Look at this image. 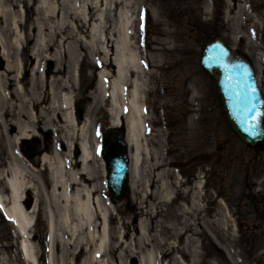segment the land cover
Instances as JSON below:
<instances>
[{
  "label": "bare ground",
  "instance_id": "1",
  "mask_svg": "<svg viewBox=\"0 0 264 264\" xmlns=\"http://www.w3.org/2000/svg\"><path fill=\"white\" fill-rule=\"evenodd\" d=\"M147 1L0 0V34L11 27L20 28L19 23L12 19L14 11L11 10L20 2L28 3V9H25L28 18L32 15L35 17L28 35V50L35 49L31 51L35 62L29 74V93L24 91L18 78H9L11 73L20 74L21 69L19 64L9 62V56L14 57L16 52L8 53L7 42L4 40L3 43L0 39L1 57L5 59L3 70L0 71V111L13 114L18 109L21 113L17 122L10 120L11 124L4 123V115L0 114V141L9 139L12 131L17 133L16 139L13 137L16 144L25 138H33L36 133L51 132L55 137L49 153L40 155L37 170L30 169L31 164L22 158L20 153L21 160H18L17 165L11 168L6 164L4 168L0 165V223L7 220L20 239L25 240L28 237L32 242V223L38 210L36 198L49 199L46 207L47 237L51 239L53 253L51 262L44 264L57 263L54 251H58L64 243L56 234L59 230L69 238L64 240L67 247L70 245L68 250L72 245L73 249H78L77 252L69 250L66 254L72 255L76 261L82 255H90L89 248L92 246L98 248L95 251L99 257L107 254L112 257L117 250L115 246H109L112 207L107 199L95 196V187L90 183L94 173L89 168L92 157L86 134L91 131L92 126L86 116L82 120L78 115H73V94L92 87L87 97L92 106L91 111L96 106H104L110 117L109 123L114 127L124 119L126 139L130 148L131 178L135 181L141 155L151 156L146 141L151 116L145 102V88L153 86L156 71L160 72L165 66L167 71L171 68L169 75L175 77L172 73L175 67L173 63L175 56L178 57L182 52L180 47L169 44L168 39L155 43V47H151L148 42L141 47L138 42V22L141 14L161 23L165 28L164 35H169L166 6L162 1H158L150 8L144 9V3ZM185 1L179 2L184 4ZM199 1L191 0L195 4ZM202 1L205 3L208 0ZM168 5H173V0H169ZM231 5L232 1H229L222 9L228 14L231 12ZM188 11L189 8H181L179 12L184 15L188 14ZM211 14L216 15L215 9ZM238 16L246 21L253 17V23H257L256 12L250 17L244 14ZM254 26L256 29L257 24ZM38 33H42L40 39L35 38ZM20 47L21 44H17L16 51ZM55 49H68V53L62 55L60 50L59 60L56 62ZM199 88L200 91L203 90L202 87ZM28 94L29 97L26 98ZM15 95L22 100L20 106H16L14 102ZM192 95V98L199 99L202 94L199 90H194ZM99 110L102 108L99 107ZM23 114L29 120L28 126L20 123V120L24 119ZM60 120L65 124L62 125ZM78 122H81L80 127ZM73 138L78 144L77 162L74 142L71 141ZM170 166L173 164H167V169L165 166L159 167L162 171L158 172L156 177L153 176L155 180L152 183L154 182L155 186L148 196L152 201L147 210L141 207L137 215H140L137 224L138 236H135L137 231L134 226L128 227L124 234L125 238L130 232L133 234L131 237L134 248L131 253L144 252V264H161L163 258L169 257L171 264H183V256L192 257L190 264H205L210 262L208 260L218 264L213 251H205L203 245L197 246L198 238L204 233L203 229L196 225V231L191 229V216H197L198 211L202 212L204 209L202 196H194L196 214H191L190 206H175L176 193L168 182ZM100 168L103 177L101 162ZM187 183L180 181L179 185L186 192ZM200 185H196V188H200ZM42 186L47 191H44ZM28 193H31L34 201L27 217L24 201L28 198ZM134 207L131 206L132 212H135ZM197 221L203 225L204 217L201 215ZM218 226L225 231L216 236L215 241L217 242L218 238V242L215 248L219 250L217 244H220L228 254V245L232 244L234 238L230 233V229L233 231V225L228 227L227 223L220 222ZM4 240L7 238L2 237L0 229V256L10 251V246L2 244ZM179 240H182L183 245L178 244ZM18 252L23 262L40 264L36 254L31 253L24 244L18 247ZM4 261L11 264L14 259L7 256ZM1 262L2 260L0 264H3ZM69 264L75 263L71 260Z\"/></svg>",
  "mask_w": 264,
  "mask_h": 264
},
{
  "label": "rangeland",
  "instance_id": "2",
  "mask_svg": "<svg viewBox=\"0 0 264 264\" xmlns=\"http://www.w3.org/2000/svg\"><path fill=\"white\" fill-rule=\"evenodd\" d=\"M57 1L59 2V0ZM158 1H162L167 8L169 35H164L165 28L161 23H157L151 18H147V15L144 16L141 14L140 21L138 22V41L142 43V38L144 37H142V33L146 31L147 37L146 41H144L148 42L151 47H155V43H160L162 40L168 39L167 42L169 44L180 47L182 52L178 57L175 56V62L173 63L175 67L172 73L175 77L169 75L171 68L167 71V66H165L160 72L156 71L153 86L145 88V102L151 116L149 122L153 126L146 136L151 156L141 155L139 171L136 174L135 181L132 180L130 172V193L119 204L114 205L110 202L109 194L106 191L104 183L105 177H102L100 168V162L103 164V161L100 156V151L97 149L100 145L101 135L106 130L112 128L109 123L110 117L108 112L104 106H96L91 111L92 106L87 97H89L92 87L87 91L84 90L81 93L76 92L73 94V108L77 113H80L79 119L83 120L86 116L89 125L91 123L92 126L91 131L86 134V142L88 143L92 157L89 162V168L94 173V177L90 183L95 187V196H99L101 199H107L112 207L110 213L109 246H115L117 250L112 257L108 256L109 254L99 257L95 251L98 248L92 246V248H89V251H91L90 255H82L76 261L72 258V255L66 256V254L69 253V250L70 252H77L78 249H73L74 246L72 245V248L68 250L70 245L67 247L65 241L69 240V238L63 231L59 230L56 234H58L59 239L64 243L58 251H54L56 264H69L71 260L75 264H144L145 261L142 260V257L146 256V254L144 255V252L141 253V251H138L137 254H132L131 252H133L134 248V242L131 237L132 233L130 232L126 238L124 234L128 227L131 228L134 226L137 231L135 236H138L139 229L137 224L140 215H137L141 207H145L144 210H147V206L152 201V198L148 196L150 191L152 192L154 190L155 185L152 181L155 178L153 176L156 177L157 173L162 171L159 167L165 166L167 169L166 165L169 163L173 164V166L169 167L170 178L168 182L173 192L176 193L175 206L178 204L185 205V207L190 206L191 214H196L193 205V201L195 200L194 196L195 194L202 196L201 203L204 207L203 211H198V215H193L190 219L193 224L191 226L192 231H196V226L202 228L204 231L198 238L199 244L197 246L200 247L203 245L202 247L205 248V251H213L218 264H256L257 261L260 264H264V201H260V199H264V154H259L257 159L254 160V163L257 164L249 165L253 171H256L254 174L244 173L234 163L219 160L217 164H225L229 170L232 169V172L226 175H218V178L210 175L206 185L203 177H195L190 167H188L190 152L194 150L196 145L200 144L199 140H208L207 146L211 147L213 141L217 138H229L230 135L228 125L222 118L220 104L217 103V100L219 102V96L215 82L199 69L198 59L200 49L215 37L223 38L229 47L238 48L249 56L251 61L254 62L256 74L261 80V85L264 87V65L262 64L264 63V0H255L258 1L256 3L258 12L255 17L257 23H253L252 19L254 18L250 17L251 14L248 16L250 17L248 19L251 21L252 26H250V21L245 22L244 19H239L238 16L241 10H243V7L246 8V4L249 5V10L251 11V6L248 3L249 0H208L205 3L200 0L196 4L191 2V0L187 3L186 0L184 4L180 3V0H173V5L170 6L168 5L169 0H148L144 3V9L150 8L153 3H157ZM229 1H232L231 12L227 14L226 10L222 9V6H227ZM2 8L5 9V6ZM181 8H189L190 11H188V14L182 15L179 12ZM25 9H28V3L23 4L21 2L16 4L14 9H11L14 11L12 19L19 23L20 28L15 29L11 27L10 30L8 28L5 33L0 34V39L3 43L4 40L7 42L8 45L6 48L8 53L16 52L14 57L13 55L9 56V62L19 64L21 69L20 74L16 75V73H11L9 78L12 80L18 78L24 91L29 93V74L35 62L31 57V51L35 49L28 50V35H30L29 29L31 22L35 17L32 15L28 18V12L25 13ZM214 9L215 16L211 14ZM246 9L247 13L250 12L248 8ZM256 24L257 28L255 29L254 25ZM2 27H5V23ZM41 37L42 33H38L35 36L36 39H40ZM15 40L17 43H15ZM19 43L21 47L17 48L16 51L15 47ZM249 46H254V49L253 47L249 48ZM60 50L62 55L68 53V49ZM60 50L55 49L54 51V59L56 62L59 60L58 55ZM1 52L2 47L0 46V71L3 70L5 65V59L1 57ZM199 87H202L203 90L200 91L201 88ZM194 90H199V93L202 94L203 98L199 101H206V111L204 113L207 115H194L196 118H191V115L183 116L184 119L178 121L176 125L170 122L173 130H169L162 122L169 124L167 118L173 116L171 113L174 110L180 106L183 107V102H194L193 100H196V97L192 98V92ZM28 97L29 94L26 98ZM1 100L2 98L0 97V102ZM14 100L16 106H20V101L22 102V100L19 99L18 95L14 96ZM181 102L183 103L182 105ZM99 107L102 110H99ZM182 112L184 111L182 110ZM0 114L4 115L3 120L7 124H11L10 120L12 119L17 122L21 116L18 109L13 114L8 112L4 114V111H0ZM23 116L24 119L22 118L20 123L28 126L29 120L24 114ZM174 116H177V114L174 113ZM60 121L62 125L65 124L62 120ZM81 122H78V127L81 126ZM13 137L15 139L17 137V133H14V131L11 132L9 139L0 141V165L3 168L5 164L8 168L17 165L20 159V153L22 158L31 164L30 169L37 170L40 155L49 153L52 148L53 138H55L51 132L36 133L33 138H25L16 144ZM28 141L31 144L38 143L37 155L30 159L26 158ZM71 141L74 142L75 159L77 162V140L73 138ZM250 154L252 153L241 149V155L251 156ZM174 163L180 166L178 167L181 170L180 176L175 172ZM213 170H216V172L219 171L218 168ZM180 181L188 182L186 184V190L188 192L179 186ZM196 185H200V188H196ZM43 190L47 191L44 188ZM27 196L28 198L26 197L24 206L26 216L28 217V210L31 209L34 198L31 196V193H28ZM36 201L38 202V210L34 215V226L31 230L32 242L28 240V237L25 240L20 239L7 220H3L0 223L2 237L5 236L7 238L6 241H2V244L10 246L9 253H4L0 256L1 263H8L4 259L10 256V258L14 259V262L11 264H28L21 260L18 252V247L22 244L31 253L36 254L40 264L51 262V255L53 253L52 242L47 237L46 223V207L49 204V199L38 200L36 198ZM132 205L135 206V212H132ZM201 215L204 217V227L200 221H197V218ZM220 222L227 223L228 227L230 224L233 225L232 232L229 228L234 238L232 244L228 245V254L223 251L220 244H217L219 250L215 248V244L218 242V238L217 242L215 241L216 236L222 235L225 231L222 227L218 226ZM62 234L64 235L63 237L61 236ZM120 237L122 240H120ZM120 241L123 242L121 243ZM178 244L183 245L182 240H179ZM107 250L108 247H106ZM179 256L175 255V257ZM90 259L92 261H89ZM170 259V257L163 258L161 264H171ZM182 259L183 264H190L192 257L183 256ZM208 261L210 262L205 264H213L211 260Z\"/></svg>",
  "mask_w": 264,
  "mask_h": 264
},
{
  "label": "water",
  "instance_id": "3",
  "mask_svg": "<svg viewBox=\"0 0 264 264\" xmlns=\"http://www.w3.org/2000/svg\"><path fill=\"white\" fill-rule=\"evenodd\" d=\"M210 74H215L224 110L232 128L247 142H257L263 136L264 101L254 79L250 64L228 50L217 38L203 51L201 62ZM104 160L107 166V185L113 201L127 194L128 159L121 139L107 138Z\"/></svg>",
  "mask_w": 264,
  "mask_h": 264
},
{
  "label": "flooded vegetation",
  "instance_id": "4",
  "mask_svg": "<svg viewBox=\"0 0 264 264\" xmlns=\"http://www.w3.org/2000/svg\"><path fill=\"white\" fill-rule=\"evenodd\" d=\"M237 141V140H236ZM205 142V141H204ZM253 151H264V142H262L260 145L252 148ZM211 151L212 154L209 155L206 152ZM195 153L191 154L192 160L191 163L195 164V167L197 168L201 163L207 162L210 159L214 157H218L219 160L225 161V156H231L234 158L233 163L238 161L240 158L239 155V147H236L235 149H224L222 145L219 143H216L214 145V148L211 150L206 149V145L202 144L199 147L195 148L194 150ZM218 168L220 170H223V172L226 174L228 173L227 167L225 164H218ZM214 172H209L206 174V176H210ZM218 173V172H217ZM216 173V174H217Z\"/></svg>",
  "mask_w": 264,
  "mask_h": 264
}]
</instances>
